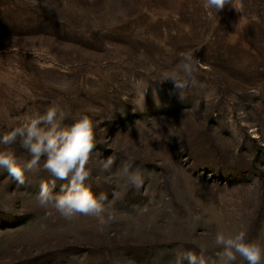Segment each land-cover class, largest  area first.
Segmentation results:
<instances>
[{
	"label": "rangeland",
	"instance_id": "obj_1",
	"mask_svg": "<svg viewBox=\"0 0 264 264\" xmlns=\"http://www.w3.org/2000/svg\"><path fill=\"white\" fill-rule=\"evenodd\" d=\"M203 3L0 0V135L51 105L65 125L89 116L85 184L113 216L101 225L41 207L40 182L53 179L43 160L23 185L0 168V264H175L202 248L215 259L218 231L264 244V0L218 13ZM189 51L201 63L178 90L169 78ZM109 156L105 172L96 160ZM128 160L139 189L121 178Z\"/></svg>",
	"mask_w": 264,
	"mask_h": 264
},
{
	"label": "clouds",
	"instance_id": "obj_2",
	"mask_svg": "<svg viewBox=\"0 0 264 264\" xmlns=\"http://www.w3.org/2000/svg\"><path fill=\"white\" fill-rule=\"evenodd\" d=\"M231 0H204L205 9L222 11L229 6ZM182 62L170 76L176 89H184L189 82L195 83V75L199 70L200 60L189 51L182 54ZM144 83L140 95L144 99L148 89ZM67 115L59 105L49 106L44 113H35L26 117L20 126L0 135V168L6 169L19 185L25 183L26 172H37L43 160V170L53 179L41 181L39 191L35 195L41 207L54 208L62 217L71 220L76 216L97 218L101 225H107L113 216L106 205L108 200L104 193L95 195L85 182L90 178L96 148L95 124L89 116L84 115L71 125H65ZM19 143L27 151L30 159L19 163L11 146ZM99 155V154H98ZM97 155V157H98ZM102 170L109 172L115 163L112 156L106 160L97 159ZM121 178L127 185L139 189L144 184V177L139 169H134L131 160L125 161L120 167ZM67 181L61 185L60 194H54L56 181ZM215 244L221 249L216 258L207 257L204 249L200 254L193 251L181 252L175 264H235L237 257L247 264H264V244L250 241L245 231L225 234L218 231Z\"/></svg>",
	"mask_w": 264,
	"mask_h": 264
}]
</instances>
